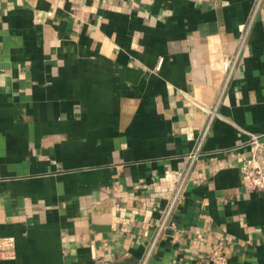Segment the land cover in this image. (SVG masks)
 <instances>
[{
	"label": "crops",
	"instance_id": "crops-1",
	"mask_svg": "<svg viewBox=\"0 0 264 264\" xmlns=\"http://www.w3.org/2000/svg\"><path fill=\"white\" fill-rule=\"evenodd\" d=\"M254 0H0V264H264V5ZM233 62L231 71L224 63ZM208 130H206L207 125ZM206 131V132H205Z\"/></svg>",
	"mask_w": 264,
	"mask_h": 264
},
{
	"label": "built area",
	"instance_id": "built-area-1",
	"mask_svg": "<svg viewBox=\"0 0 264 264\" xmlns=\"http://www.w3.org/2000/svg\"><path fill=\"white\" fill-rule=\"evenodd\" d=\"M253 5V11L249 19V24L254 22L260 8L264 5V0H254ZM232 68L233 62L231 60H228L224 63V69L226 71H231ZM208 126L209 124L207 125L206 130H208ZM201 156V144H199L196 149L191 154H189L187 158L188 163L185 169L172 178L170 181V186L159 194L161 198L165 199L166 204L161 217L155 224L154 236L147 246L145 255L139 264L150 263L158 248L163 233L168 228L175 227V215L184 199L187 186L192 180L194 167ZM241 170L246 178L245 188L247 190L264 192V164H259L256 162V155L253 154L251 157H244ZM226 248L227 247L224 243H221L219 246L215 247L204 260V264H230V260L226 254ZM14 256L15 242L8 238L0 239V258L12 259Z\"/></svg>",
	"mask_w": 264,
	"mask_h": 264
}]
</instances>
